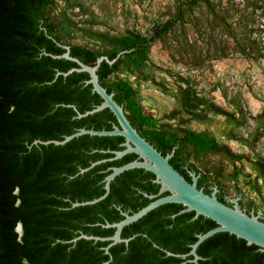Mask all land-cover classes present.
<instances>
[{"label":"trees","instance_id":"1","mask_svg":"<svg viewBox=\"0 0 264 264\" xmlns=\"http://www.w3.org/2000/svg\"><path fill=\"white\" fill-rule=\"evenodd\" d=\"M204 2L215 21L220 15L210 0ZM47 0H0V264H264V251L227 231L215 233L204 240L197 252L198 261L188 254L198 234L217 226L209 217L195 216V211H182L181 203H166L151 210L139 220L127 225L122 236L130 242L118 243L106 252L110 241L93 239L72 240L81 233L100 236L114 234L116 228L105 227L107 222L124 218L123 211H138L156 197L160 184L156 175L144 168H132L119 174L111 184L109 195L95 203L73 207V202L91 200L105 192V177L119 166L138 159L129 153L120 159L107 160L84 173L80 168L93 161L109 158L113 150L124 149L125 138L120 135L84 134L64 145L33 144L36 139H63L82 127L112 129L118 123L111 109L76 117V109L85 112L100 104L103 99L86 84L88 72L75 71L64 77L58 70L67 71L78 66L75 61L55 58L46 52L61 54L66 51L59 42L56 25L44 11ZM181 11V10H180ZM178 17L165 22L149 37L94 35L114 42L118 47L99 51L88 46L68 43L71 55L87 64H95L102 54L111 59L122 50L114 64L103 61L98 70L102 84L114 98L124 105L132 124L163 154L171 153L170 162L193 181L184 168L190 163L183 150L188 138L206 148L228 151L215 140L205 139L185 130L184 136L166 141L143 130L146 118L136 108L132 88L121 80H108L117 70L123 56L138 55ZM239 42V41H238ZM242 43V42H241ZM242 46V45H241ZM246 56L253 55L245 51ZM264 172V160L259 162ZM198 185H208L210 175L197 170ZM218 198L228 201L225 186L213 179ZM17 189V190H16ZM239 200L242 209L257 213L259 205L241 189ZM165 193H169L166 191ZM156 196V195H155ZM245 210V209H244ZM264 220V215L262 216ZM22 223L23 231L16 230ZM172 252V254H168ZM109 261V263H107Z\"/></svg>","mask_w":264,"mask_h":264},{"label":"rangeland","instance_id":"2","mask_svg":"<svg viewBox=\"0 0 264 264\" xmlns=\"http://www.w3.org/2000/svg\"><path fill=\"white\" fill-rule=\"evenodd\" d=\"M188 1L47 0L44 11L65 43L107 51L118 45L93 32L149 37L181 10L144 51L123 56L108 80L132 88L149 135L173 141L190 130L228 147L182 144L228 196L241 189L264 215V0H210L220 22L206 3Z\"/></svg>","mask_w":264,"mask_h":264},{"label":"water","instance_id":"3","mask_svg":"<svg viewBox=\"0 0 264 264\" xmlns=\"http://www.w3.org/2000/svg\"><path fill=\"white\" fill-rule=\"evenodd\" d=\"M59 45L65 48L66 51L61 54H53L49 52H46V54H50L55 58H66L75 61L78 66L72 67L67 71L58 70L55 79L59 75L67 77L75 71L88 72L89 79L86 80V84H92L93 91L97 92L103 99L100 104L85 112L79 111L74 104H71V106L76 109V117L81 118L109 108L115 114L118 123H115L112 129L99 130L94 128L82 127L76 132L66 135L63 139H36L29 146L32 147L33 144L38 145L50 143H54L56 145H64L67 142L71 141L73 138L79 137L84 134L99 136L120 135L125 138V141L123 143L124 149L113 150L112 152L114 153V155L112 157L93 161L89 166L80 168L77 175L88 171L101 162L120 159L128 153H136L139 156L138 159H135L133 161L119 166L111 167L112 171L106 175L104 180V194L91 200L73 202L72 206L76 207L80 205L95 204L105 199L111 191L112 181L122 172L132 168H144L146 170L152 171L156 175L155 182L161 185L158 194L164 193L166 191L169 192L166 195L153 199L147 205L134 213L130 214L128 212H122L124 214V218L120 221L107 222L106 224H103V226L105 227L116 228L114 234L110 236H100L81 233L72 241L76 242L81 238L93 239L95 241L108 240L110 242L105 248L106 252L110 253L109 249L111 246L117 244L118 242H129L130 238L122 237V231L126 225L139 220L144 215L149 213L151 210L159 207L160 205L175 202L181 203L185 206L182 211L194 210L196 213L195 217L204 215L211 218L217 223L216 227L208 230L205 233L198 234V239L192 244L191 251L188 254H184V257L192 254L194 257L191 260L195 262L198 261L201 258V256L197 252L199 245L210 236L222 231H227L229 233L235 234L237 237L245 239L248 244L258 245L260 249L264 251V220H262V211L258 210L257 213H254V211L248 213L246 210L242 209L239 202L241 194L236 197H228V201L232 203L231 205L229 203L221 201L218 198L216 194L218 189L216 187L211 194L206 193L202 188L198 187V175H196L195 172H191L193 181L190 182L189 180H187L184 175L181 174L170 163L169 159L172 156V153L166 156L163 155L145 137H143L138 129L130 121L124 105L120 104L114 98V93L108 92L107 88L102 84L98 74L101 63L103 61H107L109 64H114L121 55L129 52L130 50H122L117 54L116 57L112 59L108 55L102 54L98 57L95 64H87L80 58L71 55V47L68 43H63L61 41L59 42ZM149 196L152 198L155 197V195ZM16 230L20 234L22 233V223L19 222L17 224ZM168 254H172V252H168ZM107 263H109V261H107Z\"/></svg>","mask_w":264,"mask_h":264},{"label":"flooded vegetation","instance_id":"4","mask_svg":"<svg viewBox=\"0 0 264 264\" xmlns=\"http://www.w3.org/2000/svg\"><path fill=\"white\" fill-rule=\"evenodd\" d=\"M139 131V130H138ZM140 133H141V131H139ZM141 135L143 136V137H145L142 133H141ZM146 139H147V137H145ZM148 140V139H147ZM149 141V140H148ZM150 142V141H149ZM151 143V142H150ZM152 144V143H151ZM153 146H154V144H152ZM155 147V146H154ZM155 148H157V147H155ZM158 149V148H157ZM159 150V149H158ZM160 151V150H159ZM161 153H162V151H160ZM172 156H173V153H174V149L172 150ZM129 154V153H128ZM163 154V153H162ZM168 154H170V153H168ZM168 154H163V155H168ZM171 156V157H172ZM171 157H170V159H171ZM170 159H169V161H170ZM190 161V160H189ZM191 162V161H190ZM171 163V162H170ZM172 164V163H171ZM173 165V164H172ZM174 166V165H173ZM184 168L185 169H187V171H188V173L190 174L191 172H195L196 173V175H197V170H198V168L195 166V165H192V164H190V163H187V162H184ZM175 167V166H174ZM176 168V167H175ZM177 169V168H176ZM178 170V169H177ZM179 171V170H178ZM180 172V171H179ZM203 172V171H202ZM181 174H183L184 175V177L187 179V180H189L190 182H192L190 179H188L186 176H185V174L183 173V172H180ZM201 174L199 173L198 174V177L200 176ZM214 178H212V179H210V180H208V185L206 186V185H202L201 187H199V185H198V183H197V185H198V187L199 188H202L206 193H209L208 191H206V189H208V190H210L212 187H214V180H213ZM158 192H159V190H158ZM158 192H156V193H154L153 195H157V196H155L156 198L157 197H160V196H163V195H166V194H168V193H161V194H158ZM210 194V193H209ZM228 195V194H227ZM239 195V193L237 192L236 194H235V196H238ZM230 197V196H229ZM155 199V198H154ZM141 209V208H140ZM244 209L245 210H247V207L245 206L244 207ZM123 212H128V213H130L129 211H123ZM134 213V212H133ZM131 214V213H130ZM195 218V216L193 217V219ZM127 226V225H126ZM124 229V228H123ZM122 233H123V231H122ZM123 237V236H122ZM124 238V237H123ZM131 238L132 237H130V240H131ZM130 240H129V242H130ZM128 242V243H129ZM118 243H121V242H118ZM117 243V244H118ZM127 243V244H128ZM116 245V244H115ZM114 246V245H113Z\"/></svg>","mask_w":264,"mask_h":264}]
</instances>
